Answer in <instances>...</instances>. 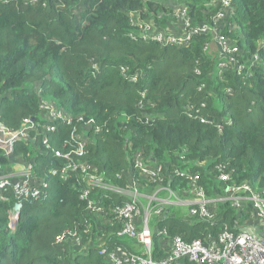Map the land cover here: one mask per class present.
<instances>
[{
    "label": "trees",
    "instance_id": "trees-1",
    "mask_svg": "<svg viewBox=\"0 0 264 264\" xmlns=\"http://www.w3.org/2000/svg\"><path fill=\"white\" fill-rule=\"evenodd\" d=\"M171 2L188 8L195 22L218 10L209 0H0V122L11 129L26 118L40 124L37 142L17 141L14 154L34 159L36 174L50 184L44 197L24 201L14 228L9 213L14 198L0 199V264H112L100 250L117 245L133 250L132 238L120 234L123 220L114 213L130 199L133 178L139 191L164 186L181 194L189 186L175 172L179 168L199 174L209 198L225 195L231 184L247 183L264 193V0H235L223 28L245 51L241 59L249 70L244 74L233 66L219 74L220 55L211 35L194 36L187 46L129 35L136 30L129 13L164 26ZM231 24L237 28L229 31ZM206 42L211 44L207 51ZM254 54L258 59L252 64ZM122 65L145 75L130 82L121 74ZM41 100L96 120L99 130H86L90 143L75 160L90 163L116 188L92 187L98 210L89 209L80 196L88 183L80 170L66 177L50 173L66 164L54 150H65L72 127L57 120L56 131L48 133L52 145L45 147L41 139L48 120ZM201 102L207 103L202 113L213 124L185 114L187 105ZM7 159L0 155L1 162ZM137 159L163 165L164 181L151 183L140 175ZM222 172L230 173V181L220 180ZM211 212V219L180 217L164 208L156 224L168 236L155 234L153 257L165 256L161 238L205 240L252 224L247 223L250 210L242 213L231 200L218 202ZM67 230L80 233L83 249L56 241Z\"/></svg>",
    "mask_w": 264,
    "mask_h": 264
},
{
    "label": "built area",
    "instance_id": "built-area-1",
    "mask_svg": "<svg viewBox=\"0 0 264 264\" xmlns=\"http://www.w3.org/2000/svg\"><path fill=\"white\" fill-rule=\"evenodd\" d=\"M210 3L218 7V10L206 17L205 20L195 22L187 20L182 25L177 23H167L166 26H155L154 24L141 23L130 17L136 30L129 35L133 38H141L145 41L159 42L163 45L176 44L187 46L194 36L211 35L215 43V48L219 52L220 59L218 63L219 74L228 66H233L238 74H244L249 70V66L242 61L245 51L236 42H233L225 33L223 28L233 11L235 0H209ZM8 2V1H6ZM35 2V1H33ZM172 4V2H171ZM176 7H184L181 4H175ZM174 8V10L176 9ZM186 8V7H184ZM173 10V11H174ZM189 13V12H188ZM179 20L181 16H178ZM237 28L235 25H229L226 29L229 31ZM211 44H204L205 51L209 50ZM258 59V54L252 55V64ZM96 67V65H94ZM121 74L130 82L136 83L144 72L132 70L129 65H122ZM199 73L200 71L197 70ZM247 74H250L248 71ZM204 85L199 86L202 89ZM230 91V89H227ZM140 107H144V98L146 91L140 93ZM206 102L200 104L191 103L187 105L185 114L190 119H196L200 122L213 124V121L207 118L203 113L206 108ZM41 112L48 120L44 125V134L42 144L49 148L51 140L48 133L55 132L57 129L56 121L62 120L72 127L71 134L64 140V151L54 150L58 157L65 158L66 164L60 167L50 169L52 175L61 171L63 177L68 176V172L80 170L83 178L88 179L87 186L83 189L81 197L87 201L89 209L96 211V202L91 197L92 187L99 186L111 190H116L113 186L106 184L103 177L97 174V170L88 162H77L75 158H82L86 153V147L90 143V137L86 130L93 127L99 130V126L94 118L86 120L83 116H72L62 111L56 104L41 100ZM148 120H155L148 118ZM24 124L18 129H11L4 123L0 122V155L8 157V161H0V199L10 201L14 198L10 213V226L14 228L20 212L27 199H39L47 194L49 182L45 177L36 174L35 160H26L22 156L16 157L14 154L15 144L19 140L30 141L35 144L38 139L40 124L33 118L24 119ZM220 131L223 130L222 124H217ZM13 153V157L9 155ZM14 156L16 159H14ZM184 158V156H182ZM135 168L139 174L147 178L151 183H162L164 181L163 165L157 164L151 166L145 164L141 159L135 161ZM175 172L188 181L189 189L184 192L193 194V201L190 203V213L198 215L204 219H211L213 213L209 209L211 198L208 197L205 188L199 182L200 175L191 171L176 168ZM223 182L231 179L230 173L222 172L219 176ZM169 189V188H168ZM130 199L121 206L114 209L115 215L122 219L124 227L120 234L127 235L136 240L143 246V253H136L126 249L123 245H117L112 250H100L101 254H106L112 264H264V238L257 234H252L246 228L252 227L256 233L264 227V193L247 183L231 184L226 188L225 195L213 198L216 201L231 200L242 213H248L250 218L247 223L254 219L259 225L250 224L239 232L224 231L219 236L209 235L207 239H194L193 241L185 240L181 235H174L169 239H164L165 244L170 248L165 256L159 259L153 257V232L148 225L147 217H144L139 223L141 216V201L139 200L140 191L138 180L133 178V183L128 190ZM174 192L172 191V195ZM249 207V208H248ZM164 212V207L155 209L158 215ZM160 234L168 236L167 230H160ZM57 242H70L76 250L83 249L82 236L77 230H67L56 235ZM167 245H164L165 248Z\"/></svg>",
    "mask_w": 264,
    "mask_h": 264
},
{
    "label": "crops",
    "instance_id": "crops-1",
    "mask_svg": "<svg viewBox=\"0 0 264 264\" xmlns=\"http://www.w3.org/2000/svg\"><path fill=\"white\" fill-rule=\"evenodd\" d=\"M215 49V46H214ZM155 166V165H153ZM140 201H141V216L139 218V223L142 222L144 217H147V213H149V227L151 228L153 232V237L155 234H158L160 231L158 230L157 224H156V217L158 216L157 213H155V209L159 207H164L168 212L173 213L174 215H178L180 217H185L186 215L191 214L190 213V203L193 201V194L182 192L181 194L179 192H174L172 195V190L168 189L164 186H153L152 188L147 186H141L140 187ZM211 203H210V210L217 209L218 202L211 197ZM260 231L263 234H260ZM257 235L259 237L264 238V231L261 229ZM132 243V251L136 253H143V246L139 244L136 240L129 239ZM161 241L164 245H167L165 248H163L164 252L166 253L170 245L165 244L164 238H161ZM161 243V244H162ZM187 264H194L188 262Z\"/></svg>",
    "mask_w": 264,
    "mask_h": 264
},
{
    "label": "rangeland",
    "instance_id": "rangeland-1",
    "mask_svg": "<svg viewBox=\"0 0 264 264\" xmlns=\"http://www.w3.org/2000/svg\"><path fill=\"white\" fill-rule=\"evenodd\" d=\"M176 3L175 2H172V6L171 7H173V10H174V8L176 7V5H175ZM189 12V13H188ZM130 14H132L133 15V18L135 19V20H138L139 22H141V23H145V24H149L150 23V21L149 20H147V19H142V18H140L138 15H135V14H133L132 12L131 13H129V17H130ZM163 15H161V17H162ZM178 16H181V19L179 20V18H178ZM170 17L171 18H169L163 25L164 26H166V24L167 23H170L171 25H173V23H177V25H182L184 22H186L187 20H192V19H194L193 18V16L190 14V11L188 10V8H184V7H180V6H177L176 7V9L174 10V11H172V13L170 14ZM158 25V24H157ZM160 25V24H159ZM174 26V25H173ZM142 211V210H141ZM142 215V214H141ZM149 218H150V215H149V213H147V221H148V225H149ZM250 222L254 225H256V226H258L259 225V223L256 221V220H254V219H251L250 220ZM251 224V225H252ZM250 225V226H251ZM246 230L247 231H249V232H251L252 234H257L254 230H253V228L252 227H248V228H246ZM262 230L264 231V227L262 228Z\"/></svg>",
    "mask_w": 264,
    "mask_h": 264
},
{
    "label": "water",
    "instance_id": "water-1",
    "mask_svg": "<svg viewBox=\"0 0 264 264\" xmlns=\"http://www.w3.org/2000/svg\"><path fill=\"white\" fill-rule=\"evenodd\" d=\"M9 156H10V157H13V153H11ZM260 234H263V233L260 231Z\"/></svg>",
    "mask_w": 264,
    "mask_h": 264
}]
</instances>
